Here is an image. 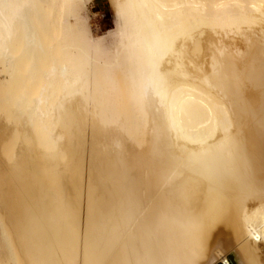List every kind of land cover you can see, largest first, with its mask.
<instances>
[{"label":"bare ground","instance_id":"bare-ground-1","mask_svg":"<svg viewBox=\"0 0 264 264\" xmlns=\"http://www.w3.org/2000/svg\"><path fill=\"white\" fill-rule=\"evenodd\" d=\"M0 0V264H264V0Z\"/></svg>","mask_w":264,"mask_h":264},{"label":"rangeland","instance_id":"rangeland-1","mask_svg":"<svg viewBox=\"0 0 264 264\" xmlns=\"http://www.w3.org/2000/svg\"><path fill=\"white\" fill-rule=\"evenodd\" d=\"M87 10L89 19L95 30H100L101 27L105 26L112 19V7L109 0H94L89 5H87ZM1 238L2 237L0 235V239ZM228 259L229 263L226 262L225 264H238L234 254H229Z\"/></svg>","mask_w":264,"mask_h":264},{"label":"trees","instance_id":"trees-1","mask_svg":"<svg viewBox=\"0 0 264 264\" xmlns=\"http://www.w3.org/2000/svg\"><path fill=\"white\" fill-rule=\"evenodd\" d=\"M230 264H232V263H230Z\"/></svg>","mask_w":264,"mask_h":264}]
</instances>
